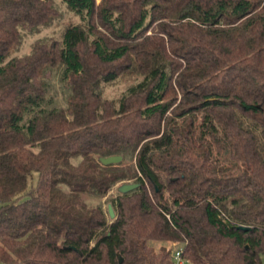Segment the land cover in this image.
I'll return each instance as SVG.
<instances>
[{
  "label": "trees",
  "instance_id": "trees-1",
  "mask_svg": "<svg viewBox=\"0 0 264 264\" xmlns=\"http://www.w3.org/2000/svg\"><path fill=\"white\" fill-rule=\"evenodd\" d=\"M62 1L0 0V264H264V0Z\"/></svg>",
  "mask_w": 264,
  "mask_h": 264
},
{
  "label": "rangeland",
  "instance_id": "rangeland-1",
  "mask_svg": "<svg viewBox=\"0 0 264 264\" xmlns=\"http://www.w3.org/2000/svg\"><path fill=\"white\" fill-rule=\"evenodd\" d=\"M57 7L60 9L62 13V17L59 20H56L51 26H48L46 28H43V30L36 35H27L24 38L23 44L21 46V49L16 53V55H22L25 53H28L31 49L32 43L34 40H36L39 37H52V38H61L62 31L64 27L70 23H76L78 21V17L74 15L73 12L69 11L66 7V4L62 0H55ZM132 80L129 77H123L119 80H117L114 83L105 84L104 92L105 96L112 98V99H118L120 95L125 91V89L130 85ZM116 189L113 190L112 193H115ZM160 246L159 243L155 244V247L158 249ZM167 246H172L171 243H168ZM178 248L177 245L173 246V251ZM189 264V263H185Z\"/></svg>",
  "mask_w": 264,
  "mask_h": 264
},
{
  "label": "water",
  "instance_id": "water-1",
  "mask_svg": "<svg viewBox=\"0 0 264 264\" xmlns=\"http://www.w3.org/2000/svg\"><path fill=\"white\" fill-rule=\"evenodd\" d=\"M121 160H122V157L117 156V155L108 156L106 158H101V162L105 165L119 163ZM136 186H137V184H134V183H124V184L119 186V190L122 192H127V191L134 189ZM109 212H110L111 217H113L114 213H113L111 206H109ZM120 261H122L121 258H120Z\"/></svg>",
  "mask_w": 264,
  "mask_h": 264
},
{
  "label": "built area",
  "instance_id": "built-area-1",
  "mask_svg": "<svg viewBox=\"0 0 264 264\" xmlns=\"http://www.w3.org/2000/svg\"><path fill=\"white\" fill-rule=\"evenodd\" d=\"M173 263L174 264H185L187 263V261L185 259H183V257L181 256V251L179 249H175L173 252Z\"/></svg>",
  "mask_w": 264,
  "mask_h": 264
}]
</instances>
